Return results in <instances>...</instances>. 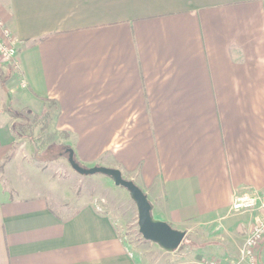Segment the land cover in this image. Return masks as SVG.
Listing matches in <instances>:
<instances>
[{
    "label": "crops",
    "instance_id": "crops-1",
    "mask_svg": "<svg viewBox=\"0 0 264 264\" xmlns=\"http://www.w3.org/2000/svg\"><path fill=\"white\" fill-rule=\"evenodd\" d=\"M0 18L19 59L0 61V165L17 142L8 100H53L76 161L120 169L170 225L264 190V0H0ZM31 164L28 190L0 173V264H152L91 201L54 204ZM263 213L242 211L235 253L174 264L239 262ZM150 248L163 250L157 262L176 251Z\"/></svg>",
    "mask_w": 264,
    "mask_h": 264
},
{
    "label": "rangeland",
    "instance_id": "rangeland-1",
    "mask_svg": "<svg viewBox=\"0 0 264 264\" xmlns=\"http://www.w3.org/2000/svg\"><path fill=\"white\" fill-rule=\"evenodd\" d=\"M8 85V84H7ZM9 90V89H8ZM47 102L42 109L14 108L13 100H8L6 118L14 120L17 136L13 158L0 165L4 184L14 190H28V162L32 164L34 182L40 181L41 189L47 193L55 204L68 203L71 208L91 201L101 211L110 214L130 243L135 247L146 249L151 256L150 263L156 264L161 250L150 247L158 245L146 240L139 231L138 209L126 187L118 186L113 179L103 173L80 174L75 171L68 160L67 149L70 144L64 142L66 134L56 127L57 106ZM51 113L50 120L45 113ZM48 121V124L46 123ZM79 163V162H78ZM85 168L96 165H84ZM105 166V165H100ZM108 167V166H106ZM115 168V167H112ZM126 178V177H125ZM32 181V183H33ZM42 181V184H41ZM18 188V190H20ZM244 210H231L226 214H217L199 219L176 229L186 232V237L171 254H165L157 264H174L183 262L187 253L193 251H211L235 253L241 245L244 233L242 214ZM152 215L158 218L156 211Z\"/></svg>",
    "mask_w": 264,
    "mask_h": 264
},
{
    "label": "water",
    "instance_id": "water-1",
    "mask_svg": "<svg viewBox=\"0 0 264 264\" xmlns=\"http://www.w3.org/2000/svg\"><path fill=\"white\" fill-rule=\"evenodd\" d=\"M67 152L69 163L78 173L86 175L103 173L111 177L116 185L128 189L137 205L139 231L145 239L157 243L166 251H174L180 247L186 232L174 228L164 220L155 218L152 215L153 205L146 192L133 180L125 178L120 169L100 165L85 168L76 161L72 148H68Z\"/></svg>",
    "mask_w": 264,
    "mask_h": 264
},
{
    "label": "built area",
    "instance_id": "built-area-1",
    "mask_svg": "<svg viewBox=\"0 0 264 264\" xmlns=\"http://www.w3.org/2000/svg\"><path fill=\"white\" fill-rule=\"evenodd\" d=\"M0 61L10 62L14 68L19 66L18 50L14 44V36L11 29L0 18ZM259 203L264 210V190L257 193H245L237 195L232 203L233 210H252ZM264 246V213L254 225L246 238L242 256L235 264H259L261 250ZM203 264H225L216 258L203 260ZM264 264V260H263Z\"/></svg>",
    "mask_w": 264,
    "mask_h": 264
},
{
    "label": "trees",
    "instance_id": "trees-1",
    "mask_svg": "<svg viewBox=\"0 0 264 264\" xmlns=\"http://www.w3.org/2000/svg\"><path fill=\"white\" fill-rule=\"evenodd\" d=\"M50 101H51L50 103L57 106V117H58L61 114L60 108L58 107V104L56 103V101H53V100H50ZM50 118H51V113L46 112L45 113V119L50 120ZM46 123L48 124V121H46ZM65 134H67V136H68L67 132H65Z\"/></svg>",
    "mask_w": 264,
    "mask_h": 264
}]
</instances>
